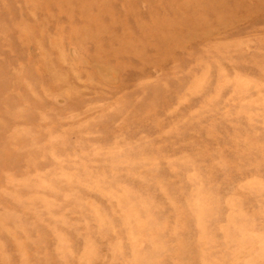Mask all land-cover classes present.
Here are the masks:
<instances>
[{
    "label": "rangeland",
    "instance_id": "rangeland-1",
    "mask_svg": "<svg viewBox=\"0 0 264 264\" xmlns=\"http://www.w3.org/2000/svg\"><path fill=\"white\" fill-rule=\"evenodd\" d=\"M167 12V0H0V183L4 172L19 175L23 167L8 133L35 132L34 109L84 119L115 109L108 126L123 119L128 139L146 136L149 154L160 158L153 188L164 205L156 221L169 237L164 264H213L222 257L223 234L216 221L189 211L184 176L195 169L209 177L222 198L237 183L264 176V167L247 168L264 144V0H182L176 29L161 24ZM79 57L85 83L69 73ZM57 81L78 93L63 108L44 98L56 93ZM22 111L31 114L19 118ZM56 123V130L66 126ZM44 139L41 132L36 144ZM24 144L22 138L18 146ZM258 200L248 203L258 210ZM0 241V264L6 256L15 264L11 240Z\"/></svg>",
    "mask_w": 264,
    "mask_h": 264
},
{
    "label": "clouds",
    "instance_id": "clouds-1",
    "mask_svg": "<svg viewBox=\"0 0 264 264\" xmlns=\"http://www.w3.org/2000/svg\"><path fill=\"white\" fill-rule=\"evenodd\" d=\"M83 62L79 57L69 65L78 83H85L78 73ZM53 86L56 93L45 92L44 98L60 108L78 94L59 81ZM31 95L43 104L44 98ZM34 111L35 132L12 128L8 133L12 151L23 154V167L19 175L4 172L0 183V236L14 245L15 264H164L169 237L156 221L164 205L153 188L160 158L149 154L151 140L144 135L129 140L123 119L109 127L112 108L90 119L75 113L60 117L51 108ZM30 114L22 111L19 118ZM56 121L66 126L56 130ZM41 132L46 139L37 145ZM22 138L27 144L18 146ZM255 167H264V144L259 159L247 164ZM184 182L190 187L189 211L198 221H216L223 234L222 257L213 264H264V176L237 183L224 198L219 186L195 169L185 173ZM250 197L259 198L258 210L248 203ZM3 264L12 262L6 256Z\"/></svg>",
    "mask_w": 264,
    "mask_h": 264
},
{
    "label": "bare ground",
    "instance_id": "bare-ground-1",
    "mask_svg": "<svg viewBox=\"0 0 264 264\" xmlns=\"http://www.w3.org/2000/svg\"><path fill=\"white\" fill-rule=\"evenodd\" d=\"M167 9H168V12L164 13V16H163L166 19L165 22H167V23L162 22L161 24H163L164 27H167V28H174L175 27V29H176L181 24L180 21H182V17H180V14H182V0H167ZM148 15H150V14L148 13ZM166 15L167 16L170 15L169 16L170 19H168V17H166ZM150 16L153 17L152 15H150ZM152 22H154V21H152ZM177 23H178V25H177ZM165 24H167V25H165ZM154 27H156L155 28L156 32H159V29L163 30V32L167 31L166 28H164L163 26L155 25ZM166 43H167V41H166Z\"/></svg>",
    "mask_w": 264,
    "mask_h": 264
}]
</instances>
